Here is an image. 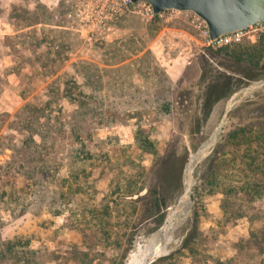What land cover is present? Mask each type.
I'll use <instances>...</instances> for the list:
<instances>
[{"label":"rangeland","instance_id":"1","mask_svg":"<svg viewBox=\"0 0 264 264\" xmlns=\"http://www.w3.org/2000/svg\"><path fill=\"white\" fill-rule=\"evenodd\" d=\"M65 13V0H0V264H128L220 122L175 241L151 264H264V86L225 113L264 82V58L218 51L254 52L264 28L211 47L190 13L133 16L90 45ZM218 75L228 90L208 86ZM164 163L178 186L153 208Z\"/></svg>","mask_w":264,"mask_h":264},{"label":"water","instance_id":"2","mask_svg":"<svg viewBox=\"0 0 264 264\" xmlns=\"http://www.w3.org/2000/svg\"><path fill=\"white\" fill-rule=\"evenodd\" d=\"M130 2L147 4L155 17L166 11L193 14L204 24L207 38L211 43L223 36L245 31L256 24L264 25V0H130ZM260 86H264V82L249 86L231 96L226 104L225 113H228ZM220 128L221 122L211 137L190 157L183 172L182 195L162 227L151 236L150 240L157 234L165 232L170 219L185 205H189L192 172L212 150ZM190 163H193L192 168H188ZM136 197L133 196L132 198L135 199Z\"/></svg>","mask_w":264,"mask_h":264},{"label":"built area","instance_id":"3","mask_svg":"<svg viewBox=\"0 0 264 264\" xmlns=\"http://www.w3.org/2000/svg\"><path fill=\"white\" fill-rule=\"evenodd\" d=\"M65 4L67 6L65 17L71 22L67 26V29L72 30L83 42L90 45L106 41L115 32L117 24L124 22L127 17L138 16L145 21H150L155 17L147 4L141 2L134 4L130 0H65ZM174 14L180 13L166 11L156 17L170 20L175 18ZM191 15L200 23L206 44L211 47H219L232 39H238L243 33L256 27L264 28V25L256 24L245 31L223 36L211 43L207 38L202 21L193 14Z\"/></svg>","mask_w":264,"mask_h":264},{"label":"trees","instance_id":"4","mask_svg":"<svg viewBox=\"0 0 264 264\" xmlns=\"http://www.w3.org/2000/svg\"><path fill=\"white\" fill-rule=\"evenodd\" d=\"M66 16V13H65ZM66 18V17H65ZM157 19V17H154L153 20ZM118 26V24H117ZM264 40V37H263ZM218 51L224 52L226 56H229L234 59L235 62L237 63H244L248 62L254 66H258L261 60V58H264V42L262 43V46H259L256 48L254 52H251L246 49L245 46L241 44H233L232 46L225 45ZM226 52V53H225ZM261 67L264 68V63L261 64ZM219 82H211L210 88L211 90L214 91H222L225 87V90H228V88L231 85V78L224 76V75H218ZM217 79V80H218ZM223 88V89H222ZM211 104L210 100H206L203 103V108L208 110L209 106ZM166 108L170 105V102H167ZM33 125V124H32ZM27 128L28 125H25ZM199 129L196 128V131L194 130L195 133H198ZM167 164L164 163L162 165L163 173L160 176V179L158 180L159 185L158 187H154L153 189L149 190L147 196V199L151 200L150 207H160V208H165L166 205H168L174 197V193L171 192L173 189H176L178 185V179L170 173V166H166ZM169 167V168H168ZM135 202V201H132ZM128 215V214H127ZM131 215V214H130ZM132 217H134L132 215Z\"/></svg>","mask_w":264,"mask_h":264},{"label":"bare ground","instance_id":"5","mask_svg":"<svg viewBox=\"0 0 264 264\" xmlns=\"http://www.w3.org/2000/svg\"><path fill=\"white\" fill-rule=\"evenodd\" d=\"M192 164L190 163L188 168H192ZM188 207V205H185L170 219L165 232L154 236L142 249L138 248L129 258L128 264H151L157 259L156 257L167 253L169 247L175 241L171 238V233L182 223Z\"/></svg>","mask_w":264,"mask_h":264},{"label":"crops","instance_id":"6","mask_svg":"<svg viewBox=\"0 0 264 264\" xmlns=\"http://www.w3.org/2000/svg\"><path fill=\"white\" fill-rule=\"evenodd\" d=\"M124 23H125V22H124ZM122 24H123V22H122ZM119 31H120V30H118V29L116 28V30H115V32H113V34H114V35H115V34H118Z\"/></svg>","mask_w":264,"mask_h":264}]
</instances>
